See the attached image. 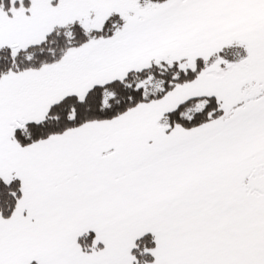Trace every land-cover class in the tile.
<instances>
[{
    "label": "snow or ice",
    "instance_id": "1",
    "mask_svg": "<svg viewBox=\"0 0 264 264\" xmlns=\"http://www.w3.org/2000/svg\"><path fill=\"white\" fill-rule=\"evenodd\" d=\"M0 264H264V0H0Z\"/></svg>",
    "mask_w": 264,
    "mask_h": 264
}]
</instances>
